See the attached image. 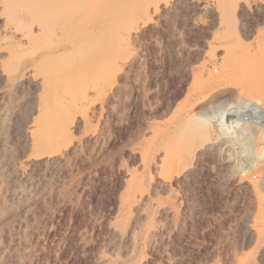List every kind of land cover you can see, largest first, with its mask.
Returning a JSON list of instances; mask_svg holds the SVG:
<instances>
[{"label": "rangeland", "instance_id": "374dc122", "mask_svg": "<svg viewBox=\"0 0 264 264\" xmlns=\"http://www.w3.org/2000/svg\"><path fill=\"white\" fill-rule=\"evenodd\" d=\"M102 1L96 10L112 25L106 38L92 33L93 87L80 101L62 95L56 114L48 105L49 129L33 123L38 77L9 81L0 70V264L230 263L253 248L248 227L264 212V127L244 125L246 141L216 139L215 127L219 110L243 99L261 106L263 92L244 87L252 71L233 75L230 60L264 49V14L242 9L224 24L197 1L127 0L122 11ZM43 128L59 133L52 148L35 142Z\"/></svg>", "mask_w": 264, "mask_h": 264}, {"label": "bare ground", "instance_id": "6f19581e", "mask_svg": "<svg viewBox=\"0 0 264 264\" xmlns=\"http://www.w3.org/2000/svg\"><path fill=\"white\" fill-rule=\"evenodd\" d=\"M101 1L102 0H0V21L2 22V25H3L0 30V70H1V74L6 75L9 81H18V80L19 81L21 80L30 81L31 77L33 78L38 77L37 84L40 87V98H39L40 108L38 109L36 118L33 119L34 120L33 123L36 125L37 124L40 125L41 129L42 127H45V129L50 128L49 125L52 124L53 117H54L53 112L55 113L56 112L55 109L57 108L55 105H59L60 102H62L60 101L62 95L72 97L74 101L77 99L80 101L83 97L86 96L88 92V88L93 87L94 67L91 61L95 60V56H96L95 47H94L96 37H93L94 34L96 33L94 34L92 33L99 32L101 33V35H103V37L106 38V36H108L109 34L108 33L109 27L110 25H112L110 22L109 23L101 22L102 20L100 18L101 16L99 17V14H100L99 12L102 11L101 9H103L105 5H103L102 8H100L101 11L97 12L96 10L98 9L97 8L99 5L98 3H100ZM116 1H115L116 7L120 8L121 6L125 8L127 6L125 2L127 0H116ZM191 1H193V3L194 1L200 2L202 4L203 9L205 10L217 12V14H219V20L222 23L225 20H227V17L229 15L231 17V15H234L235 12L238 10H241V11L256 10L264 14V0H252V2H247V1L243 2L241 0L239 1L238 0L237 1L236 0L234 1L232 0H191ZM102 2H105V1L103 0ZM155 4H156V1H155ZM149 6L151 5L149 4ZM123 8H120V11H122ZM157 12H159V7L155 5L153 6L152 13L154 14ZM250 15H252V13ZM224 16H225V19H224ZM244 18L246 17L244 16ZM81 19H83L84 24L80 27L79 23ZM221 22L219 24H221ZM232 22L233 21H231V23ZM227 26L226 28L230 27V26L228 27ZM259 28L260 27H258V30ZM224 30L222 31L224 32ZM226 30H229V29H226ZM261 30L264 31L263 26ZM228 32H231V31H228ZM86 34H89L88 39L85 41V43L82 44L80 38ZM91 34L92 36H90ZM113 40H114L113 38H110L109 41L112 42ZM260 45H263V44H260ZM249 48H247L246 50L244 49L245 51L243 55H241L242 53L238 52V54H240L242 57L238 55L236 57L234 54V57L238 58V60L236 61L234 57L230 55L232 57V59L230 60V63L232 64L228 62L229 59L227 62L230 64L231 67L234 66L233 67L234 69L230 67L231 69H233L232 70L233 72L235 71L236 67H237L236 71L241 70V73H240L241 75H242V71H243V75L248 74L247 72L252 71L251 74L249 73L248 75H245V77L252 76L250 78L251 79L253 78L255 80H251L249 78L250 79V80L248 79L249 82L252 81L250 82L251 84L250 85L247 84L248 86L245 85L244 87H248L251 89L252 92L249 94H252L253 92L256 94L258 92V94H260L261 92H263L262 94H260V96H262L264 94V76H263L264 75V49L263 50L253 49L252 52L249 51L250 52L249 54V52H246ZM242 51H243V48H242ZM224 53H227L226 50ZM229 53L232 54L236 52H229ZM245 53L246 54L248 53L247 54L248 57L247 56H246L247 58L245 57V59L247 60L243 59L244 58L243 56H245L244 55ZM103 54L105 55V53ZM240 58L243 59L241 60L242 62L243 61L247 62L249 60L251 61L250 63L253 62V64L249 63L250 64L248 65L249 67L244 66V68L241 69L239 67V63H241V61L239 60ZM222 60L223 59H218V58L215 59L212 57V60L211 61L208 60V61H210L211 64L213 65H217L218 67L220 66L221 67L220 69L222 72H223L222 69H225V68L227 69H225L224 71L226 70L231 71L229 67L225 66L228 63H226L225 61L226 64L224 65L222 63ZM229 64L227 66H229ZM222 65L224 68L222 67ZM81 66H83L85 71L87 70V73H88V74L86 73L84 76L87 77L89 75V78L86 81L84 80L76 81V76H73L71 74L73 70ZM252 68L253 70H251ZM257 69L258 71H260L259 73L257 72ZM236 71L235 73L232 72L233 75L238 72ZM254 72L256 73V75ZM253 76H255V78ZM254 93H253V96H256ZM260 96H259L258 104H260L261 106H264V98L263 97L260 98ZM69 101L71 103V100ZM243 104H245L244 107L237 106L233 109L231 108L232 110L221 111L217 109L220 111V113L217 112L219 113V115H217V120H216L217 127L215 128H218V130L224 129V131L226 130V132L224 133L222 131L221 133H219L217 132L218 130L215 131L217 133L215 134L216 139H218L219 137H225L224 134L225 135L227 134V136L235 134L234 136L238 137V139H242L243 141H246L245 136H244L245 135L244 131L246 130V126L243 127L244 125L246 124L252 125V123H256L264 127V112L262 110V107L257 104L250 103V101L246 102L244 101V99H243ZM70 105L75 107L77 104L74 102V103H71ZM51 106L52 107L55 106L56 108L54 107V109H52ZM47 107L48 109L51 108L53 112L51 113V111L48 110ZM62 108L65 109V107H63V104H62ZM67 109H65V111ZM235 112L238 113V115H236V118H239L240 120H237V119L234 120L233 118H230V115H233L232 113H235ZM56 116L55 118L57 119ZM58 117L60 118V115ZM60 119H62V115ZM243 120L244 122H242ZM56 121L57 120H55V122ZM229 121H232L234 123L233 124L234 126L232 125L233 127H229L230 125V124L228 125ZM47 125L49 126V128H46ZM55 125H56L55 127H57V123ZM239 125L240 126L242 125V127H239ZM235 127L237 129H235ZM252 127L253 126H250V129H252ZM231 128L232 129L234 128V131H232ZM45 129L44 131L42 130L39 132L40 134H38L37 139L35 138V142L38 143L37 146L39 145L41 147L48 148L57 142L59 138L58 136L59 133L55 131L56 128L55 130L52 129L53 131H55V134L51 129L48 130V132ZM50 131H52L53 135H51ZM29 134L31 135L32 132H29ZM227 138H230V137H227ZM37 158L38 157H36V159ZM38 163H39L38 159L33 160V164H38ZM184 169H187V167H184ZM16 172L24 175L25 169H16ZM262 175L263 176L261 177L259 176L260 183H264V174ZM251 185H253L252 186L253 188H256L257 186L259 187L257 192L262 191V189H264V187L262 188V186H259L260 184L259 185L251 184ZM256 200H257V205L259 206V209L264 210L263 208L264 198H257ZM248 231H249L248 234H250L248 243L250 244L254 240L253 242L254 246H252L253 248L250 246L252 248L251 250H247L238 255H234L233 257H231L232 258L231 261L229 258L230 263L228 262L227 264H264V212H262L259 215V218H257L254 222H252V225L248 227ZM102 263L106 264L107 262L104 263L103 261Z\"/></svg>", "mask_w": 264, "mask_h": 264}]
</instances>
